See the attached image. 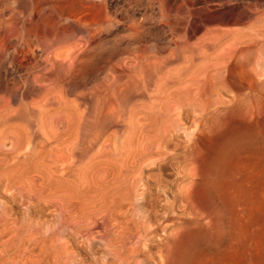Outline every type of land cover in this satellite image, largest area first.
<instances>
[{
	"label": "bare ground",
	"instance_id": "bare-ground-1",
	"mask_svg": "<svg viewBox=\"0 0 264 264\" xmlns=\"http://www.w3.org/2000/svg\"><path fill=\"white\" fill-rule=\"evenodd\" d=\"M146 2L0 0V71L19 73L0 86V264H169L163 169L173 173L183 112L207 126L239 101L263 106L264 11L183 42L191 64L174 84L173 35L161 55ZM69 96L86 104L82 115ZM132 98L145 101L130 109Z\"/></svg>",
	"mask_w": 264,
	"mask_h": 264
},
{
	"label": "rangeland",
	"instance_id": "rangeland-1",
	"mask_svg": "<svg viewBox=\"0 0 264 264\" xmlns=\"http://www.w3.org/2000/svg\"><path fill=\"white\" fill-rule=\"evenodd\" d=\"M149 1L146 6L139 8V12L147 14L146 28L156 33L158 50L162 49L159 50L161 55L165 56L166 47L169 46V33L173 35L171 46L175 53L173 52L174 62L170 67L175 75L174 84L178 74L191 64L187 59L188 49L184 48L183 42L189 45V42L196 41L195 38L200 39L207 28L241 27L233 18L244 10L243 15H246L247 9L252 6L264 11V0ZM168 4L173 7L170 25L163 17L164 6ZM177 48L179 49L176 50ZM2 70L1 88L19 79V73L10 68L4 67ZM4 82L7 84L3 86ZM225 95L226 100L231 99L229 93L228 96ZM70 97L69 100L78 105V111L82 115L86 104L81 105L84 103L81 99L76 101L75 97ZM135 99H130L127 103L130 107H127L132 109L145 101ZM252 104L239 101L238 105L243 106L238 108L237 105V110L231 108L228 110L229 114L223 113L225 115L216 122L217 125L195 123L192 112H183L181 123L186 132L173 134V173L170 174V168L163 169L165 176L167 173L173 178V214L180 216H173L171 264H264V100L262 107ZM126 111H129L128 108ZM90 119L93 121H87L89 126H86L92 129L86 127L89 131L86 133L93 135L97 130V123L93 118ZM15 124L22 127L25 125L23 121ZM110 131L113 130L108 129L106 136ZM188 171L194 172L191 173L193 178ZM187 187L192 199L188 196L190 203L183 204L182 198Z\"/></svg>",
	"mask_w": 264,
	"mask_h": 264
}]
</instances>
